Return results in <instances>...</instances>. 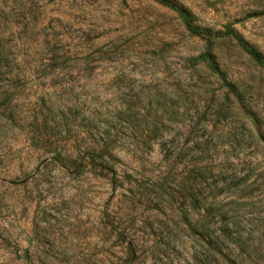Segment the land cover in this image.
Listing matches in <instances>:
<instances>
[{"label": "rangeland", "instance_id": "1", "mask_svg": "<svg viewBox=\"0 0 264 264\" xmlns=\"http://www.w3.org/2000/svg\"><path fill=\"white\" fill-rule=\"evenodd\" d=\"M171 1L264 55V0ZM206 50L153 0H0V264H264V68Z\"/></svg>", "mask_w": 264, "mask_h": 264}, {"label": "trees", "instance_id": "2", "mask_svg": "<svg viewBox=\"0 0 264 264\" xmlns=\"http://www.w3.org/2000/svg\"><path fill=\"white\" fill-rule=\"evenodd\" d=\"M153 1L177 12L190 35L193 37L201 38L206 42V52L190 59L192 66L204 65L212 72V74L218 76L225 85L230 87L231 84L228 83L225 77L222 76L221 70L212 54L215 40L225 39L233 41L242 51L248 54L254 62L264 68V55L254 46H252V44L238 30H236L232 24L223 26L221 31H215L213 28L201 27L197 24L196 18L192 13H190L186 9L178 7L171 0ZM128 252L131 261L134 254L131 245L129 246Z\"/></svg>", "mask_w": 264, "mask_h": 264}]
</instances>
